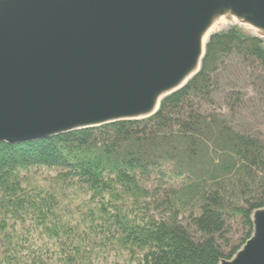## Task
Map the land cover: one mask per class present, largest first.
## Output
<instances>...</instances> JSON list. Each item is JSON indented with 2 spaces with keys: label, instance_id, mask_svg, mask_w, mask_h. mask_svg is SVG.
I'll list each match as a JSON object with an SVG mask.
<instances>
[{
  "label": "trees",
  "instance_id": "trees-1",
  "mask_svg": "<svg viewBox=\"0 0 264 264\" xmlns=\"http://www.w3.org/2000/svg\"><path fill=\"white\" fill-rule=\"evenodd\" d=\"M223 69L248 70L259 119L239 91L217 101ZM261 125L264 40L233 25L153 116L0 143V264L231 260L264 209Z\"/></svg>",
  "mask_w": 264,
  "mask_h": 264
},
{
  "label": "water",
  "instance_id": "water-1",
  "mask_svg": "<svg viewBox=\"0 0 264 264\" xmlns=\"http://www.w3.org/2000/svg\"><path fill=\"white\" fill-rule=\"evenodd\" d=\"M220 19L264 40V0H0V143L153 116ZM231 260L264 264V209Z\"/></svg>",
  "mask_w": 264,
  "mask_h": 264
},
{
  "label": "rangeland",
  "instance_id": "rangeland-1",
  "mask_svg": "<svg viewBox=\"0 0 264 264\" xmlns=\"http://www.w3.org/2000/svg\"><path fill=\"white\" fill-rule=\"evenodd\" d=\"M233 25L239 26L247 34H251V35L257 34L255 30L247 26H242V25H239L237 22L224 20V19H220L218 22H216L214 26H212L210 33L219 32ZM249 74L250 73L246 69L243 70V72L241 74H238L237 76H231L228 70L226 69L221 70L219 72V76L217 77L218 82L216 86L215 96H216L217 101H221L228 91L235 90V91H239L242 94H244L246 96L245 98H249L253 100L254 105L250 106V108L248 107V111L246 112V114L249 115L250 122H253V120L259 119V117L261 116L260 114L261 112H260V109L258 108V104L256 100L257 97L255 95L254 87L251 83V78ZM258 128H260L262 132L264 133L263 125L259 126ZM112 262L114 264H116L117 262L118 264L120 263L118 259L112 260Z\"/></svg>",
  "mask_w": 264,
  "mask_h": 264
},
{
  "label": "bare ground",
  "instance_id": "bare-ground-1",
  "mask_svg": "<svg viewBox=\"0 0 264 264\" xmlns=\"http://www.w3.org/2000/svg\"><path fill=\"white\" fill-rule=\"evenodd\" d=\"M212 29V28H211ZM211 31V30H210ZM210 31H209V33H210Z\"/></svg>",
  "mask_w": 264,
  "mask_h": 264
}]
</instances>
